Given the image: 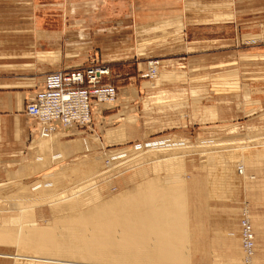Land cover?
<instances>
[{"label": "rangeland", "instance_id": "374dc122", "mask_svg": "<svg viewBox=\"0 0 264 264\" xmlns=\"http://www.w3.org/2000/svg\"><path fill=\"white\" fill-rule=\"evenodd\" d=\"M195 3L196 0H0V25L2 28L16 27V20L19 21L18 19L23 21L22 27H30V25L32 26L33 19L37 18L42 12L45 13L43 25L48 27L49 25L56 24L60 16L63 17L66 15L64 11H67L69 18L67 15L65 16V30L69 31L65 32L62 36L61 33L58 32L61 36L59 45L62 54L64 51L73 50V48H75L74 50L79 48L84 50L83 46H78L77 48L67 47V37L75 34L70 30L71 28L72 30H76V27L79 26L77 29L87 34L95 26L91 25L89 17H91V19L95 18V22H103L105 31L101 33V36L98 35L99 37H97V39L102 41L103 44H108L114 53L117 49H119V51L121 50L120 53H117L121 55V57L119 56L121 58L120 60L107 63L109 71L103 81L118 89L130 85L128 87L131 88V91L136 90L138 84L144 82L145 84H143V87L151 92V98L142 101L144 112L140 119V123L142 125L141 129L142 127L145 128V130L143 129L144 138L138 137V139H134L135 141L132 140V142L127 143L123 135L124 127L119 126L120 128H118L116 127L117 123H114L117 120L115 118L116 116L109 118L102 124L98 119L100 112L93 114L90 124V130L92 132H83L80 130V135L64 138L60 131H56V134L59 136H53V140L57 150L67 154L68 157L73 155L71 158L67 159L64 155L63 159L61 158L63 160L62 164L56 167H50L47 169V172L42 174H38L39 171L37 170L43 167L42 164L40 167L33 164L35 168L32 171L29 170L28 175L18 171L12 172L10 169L2 173L0 177V199L6 194L9 195V199L12 197L11 192L20 187L30 185L36 181L41 182L45 179L53 178L59 173L58 170L61 169L62 166H73L72 169H74L76 161L93 156L91 160L87 158L86 166H88V162L98 163L97 166L101 167V169H107V171H104V173L106 172L105 174L93 181V184L96 185L95 191L99 199H107V197L114 196L124 191L128 186L140 184L151 179H157L160 182H174L176 179L182 180L183 186H181V189L183 194H181V196H184V198L182 197L183 199H181L184 200L183 202L185 203L184 208L187 218L186 231H188L189 234L188 243L185 244L186 250L184 249V254L187 259H189L188 264H211L213 255L218 259L214 262L215 264H264V149L263 151H261L260 148L247 150L245 154L256 151L255 156L259 157V160L245 161L246 163H242L241 165L238 154H236L237 152H234V150H225V152H221L219 155H221L223 159L220 162H215L212 158L207 160L206 157L200 156L198 151L193 153L186 152L188 154H183L184 156L179 160H170L161 163H156L152 160L155 158L153 157L154 155L152 157L151 155H143L140 158V150L145 148L149 151H154V147L158 144L167 147L174 146L173 148L178 145L177 143L196 147L199 144L202 145V143L228 140H245L247 144L245 143L244 145H250V147H252L251 145L254 147V145L257 144H264V107L258 109L251 108L246 106L245 103H241V105L236 103L239 110L236 113L232 103L224 102L222 104L223 108L219 111V113L223 114V117L220 119L214 116L213 108V114L208 118L205 115L210 114V111L206 110V113L204 112V122L199 125L202 131L196 136L197 138L189 140L169 134V128H179L180 123L182 125L183 122L191 124L190 114L191 110H194L193 107L195 103L188 100L189 97L187 95L188 92H186L184 88L185 85L182 86V89L179 87L174 90L169 88H167L169 90H163L159 88L158 83L164 82L169 77L173 80H179L177 82L168 81V83H179L184 80H181V78L182 75L185 74L183 70L186 71V66L181 65V62L183 61L182 57H184L186 49H181V43L186 39L188 30L190 31L189 34H191L196 28V26L190 25L193 21L186 20L187 14H189V18L195 17L198 10ZM67 7L68 9L66 10ZM93 8L95 10H92ZM74 13L75 15H73ZM142 15H147L144 20L151 22L167 18H178L176 19L178 21L174 23L171 37L164 40H157L155 37L154 40L156 41H152V43L147 45L149 46L157 42L163 44L164 41L175 36L173 39L169 40L172 46L169 48H167L169 45L160 47L161 51L164 53L166 52V54L159 56V58H153L155 57L154 54L158 51L153 47H151L152 50L149 47L145 50L148 52L146 56L138 57L135 53V49L139 52L140 48H137L138 43H136V40L134 48V39H136V26L134 27V25L137 24V17H141ZM74 20L77 21L75 25ZM36 24L35 22L34 27ZM187 24H189V26ZM105 25L108 29L105 28ZM59 27L60 25L57 26L56 24V26L51 29L58 30L60 29ZM83 37L81 32H79V35L77 34V38L82 39ZM67 41L70 42L71 45L74 43L76 45L77 42L73 36L68 38ZM81 42L79 41L78 43ZM93 47L97 48L100 59H102L101 51L104 46L95 43ZM144 49L141 50V52H143ZM151 60H157L159 62V74L156 78H153L151 74H153L154 70L149 68L148 75L150 79L144 78L143 73L145 64ZM182 66H184V69H182ZM207 78L213 77L209 75ZM117 102L116 100L114 104ZM203 103H205L204 106H207V103L214 104L213 100L204 101ZM114 104H112L113 107ZM111 106H108V108ZM127 106V109L129 108L130 111L131 108L133 109L132 102L128 103ZM111 109V112H105L104 115L117 113V111L120 110L118 106ZM155 109H160L161 116L164 118L155 119L153 116ZM171 115L178 116L179 120L175 117L171 118ZM125 121L130 124V127L125 124V127L127 126L130 131H135V129H137L131 126V123L135 124L134 122H136L135 117H127ZM153 126L166 129V132L163 130V133H153ZM109 129L118 131L111 136H107L106 133ZM44 134L45 136L44 138L42 137V139L48 140V135L46 133ZM61 137L63 142L59 143L58 139ZM94 137L98 139L100 145L87 150L84 148L80 150L79 147L68 148L66 144V142L70 140L77 139L83 141V139L90 140ZM169 153H173V150ZM107 157H111L109 158L110 162L107 160ZM118 157V164H115L117 161H114ZM123 157H127V160L130 162L120 165ZM169 162H173V164ZM89 167L91 168L92 166L89 165ZM30 168L31 166L29 169ZM23 172H25V170ZM27 176L32 178L21 180L23 177ZM18 177H20V179H17ZM83 178L67 180L65 183L60 182L59 185L64 184V186L61 185L62 188L56 186L54 190H46L45 192L43 190L40 194L33 197L43 198V196H49L57 191H61L63 187L66 188L83 180ZM190 193H192V195H190ZM31 197L32 196L19 198L23 199L21 202H18V204L20 203L21 205L15 203L19 199L17 201L11 200L14 204L5 201L4 203L0 200V226L5 227L12 225V223H10L11 220L13 223L19 222L24 226L30 225L53 228L55 225V218L53 217H56L57 214L53 213L46 202H42V204L38 202L36 207L34 206L32 209H27L26 207L30 206L27 204L29 202H27V200ZM24 200L26 202H24ZM29 204L31 203L29 202ZM22 205L28 206L24 208ZM197 209L209 211L210 217L209 220H206V225L211 224L212 226L214 223L217 230H224L225 236L221 241L217 239V242L215 241L214 244L201 245L200 250H198L197 246ZM187 210L192 211L187 212ZM205 214L207 213L205 212ZM244 215H247V221L251 226L254 236V252L249 263H247L248 260L245 257L242 236L239 229L240 220L244 218ZM7 229L14 230L15 228L8 227ZM15 251L16 249L12 244H0V253L12 254ZM198 252L201 253L199 259H197ZM14 263L20 264L23 262H15L11 259L0 258V264Z\"/></svg>", "mask_w": 264, "mask_h": 264}, {"label": "crops", "instance_id": "0c3cea01", "mask_svg": "<svg viewBox=\"0 0 264 264\" xmlns=\"http://www.w3.org/2000/svg\"><path fill=\"white\" fill-rule=\"evenodd\" d=\"M195 4L198 9L195 17L189 18V14H187L186 20L193 21L190 25L196 26V28L191 34L188 30L186 39L181 43V49H186L181 62V65L186 66L187 71L183 70L185 74L182 75L181 80H184L179 83H168V81L177 82L179 80L169 77L164 82L158 83L159 88L163 90H174L179 87L182 89V86L185 85L188 100L195 103L194 110L192 109L190 114L191 124L183 122L181 125L179 121V128H169L170 135L189 140L197 138L196 136L202 131L199 125L204 122L206 110L210 111V114L205 115L208 118L213 114L212 108L217 119L223 117L219 111L223 108L224 102L232 103L236 113L239 111L237 104L241 105V103H245L251 108L264 107V0H196ZM65 13L69 18L67 11H64ZM44 14L42 12L37 18H34L30 27H22L23 21L20 19L16 20L14 28H2L0 25V177L7 169L12 172L19 170L24 174L23 168L32 165L31 163L38 167L43 165L37 169L38 174H42L47 172L50 167H56L63 162L60 152L56 150L57 147L51 151L48 147L37 145V142L42 137L44 138L45 134L40 128L38 129L35 122L23 114L25 103L41 88L46 73L82 69L88 65L90 59H94L98 64L108 68L107 63L121 59V55L117 54L121 50L117 49L114 53L108 44H103L97 39L105 31L103 22H95V18L91 19V17H89V21L92 26H95L89 33H82L77 29L79 26L76 27V30L70 29L75 34L69 35L67 39L73 36L77 40L76 45L75 43L71 45L66 39L67 47L83 46L84 50L82 48L74 50L75 48H73V50L64 51L62 54L59 42L61 36L69 31L65 30L66 15L60 16L56 22L57 26L60 25V29L54 30L51 28L56 24L48 27L43 25ZM146 16H138L137 24L134 25V27L136 26L134 48L135 40L138 43L137 48H140L139 52L135 49V53L138 57L146 56L148 52L145 50L148 47L150 49L153 47L158 50L153 58H159L166 54L161 51L160 47L169 45L167 46L169 48L172 46L169 40L175 36L164 41L163 44L157 42L147 45L156 41L155 37L157 40L171 37L174 23L178 21L176 20L178 18L151 22L144 20ZM74 21L75 25L77 21ZM35 22L37 24L34 27ZM187 25L189 26V24ZM105 28L108 29L107 26ZM58 32L61 33V36ZM79 32L84 36L82 39L77 38ZM79 41L82 42L78 43ZM95 43L104 46L101 51L102 59H100L97 48L93 47ZM143 49L144 51L141 52ZM182 67L184 69V66ZM209 75L213 78H207ZM143 84L145 83H139L134 91L128 87L130 85L119 89L114 87L118 101L114 107L118 106L120 110L117 113L104 115L105 112H111V108H114L112 105L108 109L101 110L99 114L98 119L102 124L116 116L117 120L114 123H117L116 127L118 128L124 127L123 135L127 143L138 139V137L144 138L143 129L145 130V128L141 129L140 123L144 112L142 101L151 98V92L144 88ZM209 100H213L214 104L207 103V106H204L203 102ZM130 102L133 107L131 111L129 108L127 109ZM153 113L155 119L164 118L161 116L160 109H155ZM131 116L136 118L135 124L131 123V126L137 128L135 131H130L128 129L130 124L125 121L127 117ZM172 117L179 118L175 115H171ZM125 124L128 127H125ZM152 129V132L156 134L163 133V130L166 132V129L157 126H153ZM61 139L62 137L58 139L59 143L63 142ZM71 157L67 156L66 159ZM27 178L32 177H23L21 180ZM191 211L187 210V212ZM196 211L198 213V250L201 245L214 244L217 239L223 240L225 237L223 229L217 230L214 223L212 226L211 224L206 225L210 212L198 209ZM197 254V259H199L201 253ZM212 258L211 264H215L214 262L218 259L214 255Z\"/></svg>", "mask_w": 264, "mask_h": 264}, {"label": "bare ground", "instance_id": "6f19581e", "mask_svg": "<svg viewBox=\"0 0 264 264\" xmlns=\"http://www.w3.org/2000/svg\"><path fill=\"white\" fill-rule=\"evenodd\" d=\"M150 69L154 70L151 75L156 78L159 74L158 66L150 65ZM115 102L116 92L115 99L111 104H98V106L92 107L91 118L93 114L108 109V106ZM72 130H68L70 132L57 131H60L64 138L67 135H72L71 132L77 133L74 136L81 134V132L78 133ZM117 131L109 129L106 135L111 136ZM46 134L48 140L40 139L37 145L48 147L53 151V148L56 147L53 136L59 135L56 132ZM85 140H70L66 144L68 148L79 147L80 150L81 148L87 150L100 145L95 137ZM243 141L245 140L217 141L202 143V145L199 144L196 147L177 143L178 145L175 148H173L174 146H168L170 147L168 148L158 144L154 147V151L145 148L140 150V158L143 155H151V157L154 155L155 158L151 159L156 163H161L179 160L186 152L198 151L200 156L206 157L207 160L212 158L215 162H220L223 159L219 155L221 152L234 150L238 154L240 165L245 164V161L259 160V157L255 156L256 151L246 154L245 152L258 148L263 151L264 144L254 145V147L257 146L254 148L253 145H251L252 147L244 145L247 142ZM169 150H173V153H169ZM60 155L62 159L64 155L67 157V154L62 152H60ZM87 158L91 160L93 156L76 161L74 169H72L73 166H62L58 170L59 173L53 178L20 187L17 190L10 191L12 197L9 199L8 194L0 199L3 202L13 203L12 201H17L19 198L32 196L27 202L36 205H31L28 202L27 204L30 206L22 205L24 208L32 209L37 206L38 202L41 204L46 202L53 213L58 215L56 217L52 216L55 218L53 228L24 226L19 222L13 223L11 220L12 225L0 226L2 228H0V244H12L16 249L12 254L0 253V258L23 262L20 264H188L189 259L184 254L189 234L186 231L187 218L184 208L185 203L182 200L184 196H181L183 194L181 189V186H183L182 180L176 179L174 183L151 179L128 186L124 191L107 197V199H99L93 181L105 174L104 171H107V169H101L97 166L98 163L88 162V166H86ZM107 158L109 161L111 157ZM127 159V157H123L120 165L129 163L130 161ZM117 160L119 161V157L114 162ZM118 161L115 164H118ZM31 164L30 169V166L23 168V171L25 170L24 174L28 175V171L35 168L33 163ZM170 164H173V162ZM89 165L92 167L90 168ZM81 177L85 178L83 180L79 179L81 181L78 180L79 182L66 188L63 187L61 191L43 196V198L33 197L43 190L44 192L54 190L56 186L62 188L64 184H61V186L59 185L60 182L65 183L67 180H76ZM22 200L19 199L15 203L18 204ZM24 202L26 201L24 200ZM248 226L251 234L250 245H247L242 237L247 263L250 262L254 252V236L249 222ZM8 227L15 229L9 230ZM247 251L250 252L249 255Z\"/></svg>", "mask_w": 264, "mask_h": 264}, {"label": "built area", "instance_id": "2783aa9c", "mask_svg": "<svg viewBox=\"0 0 264 264\" xmlns=\"http://www.w3.org/2000/svg\"><path fill=\"white\" fill-rule=\"evenodd\" d=\"M149 65L159 66V62L151 60L145 64L144 78H149ZM107 75L108 68L94 59H90L89 64L82 69L46 73L41 88L25 103L23 114L35 122L43 133H53L57 130L70 132V129L78 133L80 130L92 132V107L111 104L115 99V88L103 81ZM71 134L74 136L77 133ZM239 229L243 241L250 245L251 234L247 215L240 220ZM247 254L250 252L247 251Z\"/></svg>", "mask_w": 264, "mask_h": 264}]
</instances>
